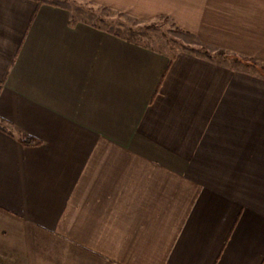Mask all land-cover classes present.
I'll use <instances>...</instances> for the list:
<instances>
[{"label":"crops","instance_id":"crops-1","mask_svg":"<svg viewBox=\"0 0 264 264\" xmlns=\"http://www.w3.org/2000/svg\"><path fill=\"white\" fill-rule=\"evenodd\" d=\"M0 118V264H264V0H0Z\"/></svg>","mask_w":264,"mask_h":264},{"label":"trees","instance_id":"trees-1","mask_svg":"<svg viewBox=\"0 0 264 264\" xmlns=\"http://www.w3.org/2000/svg\"><path fill=\"white\" fill-rule=\"evenodd\" d=\"M3 118H0V122H2ZM2 127V125L0 124ZM17 138L24 144H30V143H37V140L31 138V136L26 135L24 133L17 132Z\"/></svg>","mask_w":264,"mask_h":264},{"label":"rangeland","instance_id":"rangeland-1","mask_svg":"<svg viewBox=\"0 0 264 264\" xmlns=\"http://www.w3.org/2000/svg\"><path fill=\"white\" fill-rule=\"evenodd\" d=\"M164 33L166 34V33H167V31H164Z\"/></svg>","mask_w":264,"mask_h":264}]
</instances>
